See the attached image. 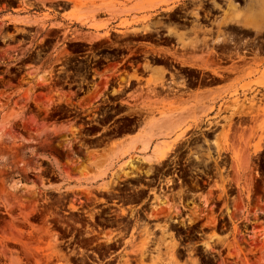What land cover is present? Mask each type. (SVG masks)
I'll use <instances>...</instances> for the list:
<instances>
[{
	"label": "rangeland",
	"instance_id": "rangeland-1",
	"mask_svg": "<svg viewBox=\"0 0 264 264\" xmlns=\"http://www.w3.org/2000/svg\"><path fill=\"white\" fill-rule=\"evenodd\" d=\"M260 6L0 0V264H168L172 250L173 264H264V27L243 21ZM221 69L256 78L214 117L152 137L173 146L160 164L126 150L194 111L179 94ZM165 166L177 196L125 208L144 197L132 186L154 185L143 178L171 182Z\"/></svg>",
	"mask_w": 264,
	"mask_h": 264
},
{
	"label": "bare ground",
	"instance_id": "bare-ground-1",
	"mask_svg": "<svg viewBox=\"0 0 264 264\" xmlns=\"http://www.w3.org/2000/svg\"><path fill=\"white\" fill-rule=\"evenodd\" d=\"M76 14L78 15V13H76ZM82 16H79V15L75 16L74 20L82 22V20L84 21V19H85ZM243 21L247 22L248 25L256 24V27L259 28V30H260V28L264 27V10H261V6H260V8H258V10L254 9V11H251V12H249V14L244 16ZM90 25H91V23H90ZM92 26L93 27H99L98 25H95V24H92ZM92 26H90V27H92ZM262 83H263V81H262ZM262 83L260 85H262ZM191 109H193V108H191ZM203 109H205V108H203ZM205 112H206V110L197 111L196 109H194V111L191 110L189 112L181 111V112L176 113V114H174L172 116L171 115H166V116L163 115L159 119H157L156 121H153L150 124L149 130H148L149 133L147 134L148 136H145V137L143 136L144 138L142 137V138L139 139L140 142H137L136 144H128V147L126 146L127 148L126 147L125 148H126V150L128 149L129 152H130V150H133V148L134 149H139L140 152L145 150L146 152H149V155H148V157L146 159H143V162H147L148 164H160L167 157L168 152L171 151V148L173 146L169 145L170 143L169 144L165 143L166 145H158V146L152 147L151 146L152 137H157V136H162L163 137V135L164 136L168 135L171 132H174V131H177V130L180 131L179 129H182L185 126H187L188 128L198 126L197 124L200 122V120L202 119V116L205 114ZM182 131L183 130H181V132ZM179 134H180V136H179ZM179 134L177 133L176 138L177 137L178 138L182 137L181 136L182 133L179 132ZM99 164H100V162H99ZM163 231H164V229H163ZM156 250H158V249H156ZM143 252L144 251H142V252L140 251V253L138 254V255H140V258H142L145 255L144 253H146V252H144V253ZM154 258L155 257H153V259ZM128 260H129L128 258L125 259L124 264H128ZM175 261L176 260H175L174 251L172 250L171 253H170L168 264H173Z\"/></svg>",
	"mask_w": 264,
	"mask_h": 264
},
{
	"label": "crops",
	"instance_id": "crops-1",
	"mask_svg": "<svg viewBox=\"0 0 264 264\" xmlns=\"http://www.w3.org/2000/svg\"><path fill=\"white\" fill-rule=\"evenodd\" d=\"M255 78L256 76H250L248 74L247 69H241L236 73H232L227 70L223 73L222 78L217 81V83L210 86L182 91L179 94V98L185 99L187 96H189L190 98H192L191 104L195 105L194 109H196L197 111L206 110L205 113H207V116L212 118L218 113L219 109L221 110V107L223 108L225 105L230 104V94L235 88H238L240 87V85L247 83ZM183 106L184 103L181 102L180 107ZM228 113L229 112L227 111L225 115L228 116ZM184 128L185 127H183L182 129ZM173 135L176 136L177 132ZM130 136H135V133L131 134ZM179 139H181V137Z\"/></svg>",
	"mask_w": 264,
	"mask_h": 264
},
{
	"label": "flooded vegetation",
	"instance_id": "flooded-vegetation-1",
	"mask_svg": "<svg viewBox=\"0 0 264 264\" xmlns=\"http://www.w3.org/2000/svg\"><path fill=\"white\" fill-rule=\"evenodd\" d=\"M243 52H247L249 53V51H243ZM249 57V56H248ZM227 71L224 69L220 70V74H213L212 72L209 73L208 75V79L207 80H214L215 82L219 81L222 76L223 73ZM205 87V86H204ZM191 89V88H190ZM180 138V137H179ZM170 152V151H169ZM171 172V175L168 177L172 178L171 182H168L167 184L165 183V177L164 175L158 174L152 178H143V181L149 182L154 184L152 187L147 185V184H140V186H132L133 188L136 189H140V191H143L144 193V197H142L138 202L132 203V204H125L124 207L128 208L129 206H134L135 209H138V213L140 212L141 214L143 213V208H140L143 204L144 201L147 200V207H150V204L153 201L152 195L153 192L151 191L152 189H157V192L159 193L160 191L166 193V195L169 196H177L176 192H177V186L178 184L181 182V173L178 169H175L173 166L171 167H167L165 166L162 171L168 170ZM186 178H189L188 176ZM197 182H189L188 185H184V187L182 188V190H185L182 192V197L180 198V200H182V202L186 203V202H190V196L194 195V192L188 190V188H190L191 186H197V187H201L204 184H207V181L205 179H201L200 177H198ZM129 193L132 192V190H128ZM151 195V197H150ZM162 196V195H161ZM117 199H114L113 201H116ZM112 204V203H110ZM181 208H183V206L180 204ZM131 230H129L130 233ZM122 243L121 242H116L115 245Z\"/></svg>",
	"mask_w": 264,
	"mask_h": 264
}]
</instances>
